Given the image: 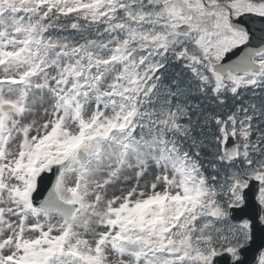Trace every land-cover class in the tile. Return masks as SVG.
Listing matches in <instances>:
<instances>
[{
    "label": "snow or ice",
    "instance_id": "1",
    "mask_svg": "<svg viewBox=\"0 0 264 264\" xmlns=\"http://www.w3.org/2000/svg\"><path fill=\"white\" fill-rule=\"evenodd\" d=\"M246 16L264 0H0V264H264Z\"/></svg>",
    "mask_w": 264,
    "mask_h": 264
},
{
    "label": "water",
    "instance_id": "2",
    "mask_svg": "<svg viewBox=\"0 0 264 264\" xmlns=\"http://www.w3.org/2000/svg\"><path fill=\"white\" fill-rule=\"evenodd\" d=\"M49 175H51V173H48ZM46 176V174H43ZM49 177V179H45L43 180L42 182H40L38 184V190H39V195H38V199H41L44 195L47 194V190H50V187H51V176H47ZM260 243V240L259 238L257 239L256 241V245H258ZM255 247V245H254ZM247 255V259L249 261V264H252V261H253V253L252 252H249L246 254ZM258 256V254H256Z\"/></svg>",
    "mask_w": 264,
    "mask_h": 264
},
{
    "label": "flooded vegetation",
    "instance_id": "3",
    "mask_svg": "<svg viewBox=\"0 0 264 264\" xmlns=\"http://www.w3.org/2000/svg\"><path fill=\"white\" fill-rule=\"evenodd\" d=\"M257 18L258 17H255V16H246L242 18L243 25H264V21L253 22Z\"/></svg>",
    "mask_w": 264,
    "mask_h": 264
}]
</instances>
